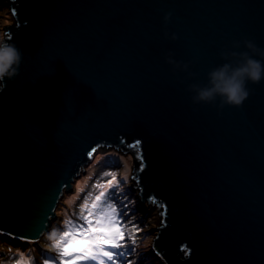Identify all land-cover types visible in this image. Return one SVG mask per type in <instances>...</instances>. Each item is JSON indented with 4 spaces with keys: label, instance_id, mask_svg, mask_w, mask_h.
<instances>
[{
    "label": "water",
    "instance_id": "95a60500",
    "mask_svg": "<svg viewBox=\"0 0 264 264\" xmlns=\"http://www.w3.org/2000/svg\"><path fill=\"white\" fill-rule=\"evenodd\" d=\"M2 1L23 59L0 91V239L45 249L105 147L161 208L164 264H264V79L239 108L192 103L246 42L264 50V0Z\"/></svg>",
    "mask_w": 264,
    "mask_h": 264
},
{
    "label": "rangeland",
    "instance_id": "374dc122",
    "mask_svg": "<svg viewBox=\"0 0 264 264\" xmlns=\"http://www.w3.org/2000/svg\"><path fill=\"white\" fill-rule=\"evenodd\" d=\"M10 23L14 24V18L0 0V38L7 36L5 25ZM133 160L130 154L105 147L97 149L92 161L85 167V173L73 183L74 192L62 196L57 214L61 224L57 225L54 220L55 236L51 229L54 240L50 239L45 249H39L23 243L14 246L0 239V264H62V261L63 264H112L106 257H99L96 261H74L73 257L81 255L77 252H73L72 256H62L67 241L71 240L73 247L79 246L75 231L61 241L59 248L56 247L57 241L69 228H88L85 217L93 225L99 219L100 226L107 225L110 218L119 221L118 227L124 236L119 241L122 247L112 249L102 246L116 253V264H164L153 249L154 229L161 224V208L155 203H145L140 207L138 191L130 189L134 185L131 176ZM101 193L104 196L97 201L96 197ZM93 205L96 207L93 208ZM100 235L103 233L88 232L90 237Z\"/></svg>",
    "mask_w": 264,
    "mask_h": 264
},
{
    "label": "clouds",
    "instance_id": "9594fccd",
    "mask_svg": "<svg viewBox=\"0 0 264 264\" xmlns=\"http://www.w3.org/2000/svg\"><path fill=\"white\" fill-rule=\"evenodd\" d=\"M171 13L164 15V21L168 22ZM172 39H177L173 35ZM246 47L253 50L256 55L248 52L239 54L240 63L232 66L229 63L212 69L208 73V86L198 88L192 97L193 104H212L217 98L220 107L231 106L239 108L248 98L250 92L247 84H257L264 79V50L258 49L252 42H246ZM259 56L261 59L254 57ZM23 52L13 42L0 38V91L6 86L5 81L12 80L19 74L22 63ZM168 63H172L171 60Z\"/></svg>",
    "mask_w": 264,
    "mask_h": 264
},
{
    "label": "snow or ice",
    "instance_id": "6c2138e0",
    "mask_svg": "<svg viewBox=\"0 0 264 264\" xmlns=\"http://www.w3.org/2000/svg\"><path fill=\"white\" fill-rule=\"evenodd\" d=\"M111 183V181H109ZM104 196V193H101L96 197V200L99 201ZM96 206L93 205V208ZM115 211L114 209L112 210ZM92 215V213H89ZM85 221L88 224V228L83 227H75L69 228L64 233V237H61L60 240L57 241L56 247H60L61 241L64 240L65 237L72 234L73 231L76 232V239L79 244L78 247H73V243L71 240L67 241L65 247L62 251V256H72L73 252L81 253V255H77L73 257V260H98L99 257H106L108 261H111L112 264H116L114 260V255L116 253L105 250L102 246H107L108 248L116 249L122 247L119 243L120 240L124 238L123 232L118 227L119 221L115 219H109V222L105 226H100L101 222L99 219L96 220L95 225L91 221L85 217ZM97 232L103 233L100 236H88V232ZM55 236V233L53 234ZM63 264V261H62ZM71 264V262H70Z\"/></svg>",
    "mask_w": 264,
    "mask_h": 264
},
{
    "label": "bare ground",
    "instance_id": "6f19581e",
    "mask_svg": "<svg viewBox=\"0 0 264 264\" xmlns=\"http://www.w3.org/2000/svg\"><path fill=\"white\" fill-rule=\"evenodd\" d=\"M65 193H66V192H65ZM65 193H64V194H65ZM145 256H146V255H145Z\"/></svg>",
    "mask_w": 264,
    "mask_h": 264
}]
</instances>
